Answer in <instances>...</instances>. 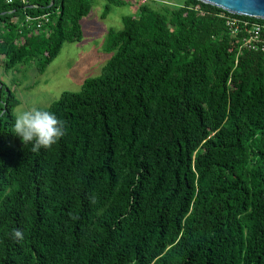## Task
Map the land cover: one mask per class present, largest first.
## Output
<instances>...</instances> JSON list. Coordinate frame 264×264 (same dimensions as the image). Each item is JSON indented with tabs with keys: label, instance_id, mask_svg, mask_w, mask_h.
I'll return each instance as SVG.
<instances>
[{
	"label": "trees",
	"instance_id": "1",
	"mask_svg": "<svg viewBox=\"0 0 264 264\" xmlns=\"http://www.w3.org/2000/svg\"><path fill=\"white\" fill-rule=\"evenodd\" d=\"M91 1L0 0L2 68L43 70ZM24 12L48 28L19 31ZM223 15L183 0L122 17L99 75L45 107L65 129L47 148L11 132L0 80V264H264V53Z\"/></svg>",
	"mask_w": 264,
	"mask_h": 264
},
{
	"label": "rangeland",
	"instance_id": "2",
	"mask_svg": "<svg viewBox=\"0 0 264 264\" xmlns=\"http://www.w3.org/2000/svg\"><path fill=\"white\" fill-rule=\"evenodd\" d=\"M183 0H148L153 9L168 5L176 7ZM145 4V3H144ZM107 13L101 17L104 6ZM140 3L134 0H92L89 11L79 20L81 36L63 42L56 56L39 71L36 60H28L5 70L0 65V80L14 93L19 103L13 113L27 107L45 108L63 91H78L83 79L99 75L102 66L112 55L107 32L119 30L121 18L135 16ZM44 31L38 33L42 34Z\"/></svg>",
	"mask_w": 264,
	"mask_h": 264
},
{
	"label": "clouds",
	"instance_id": "3",
	"mask_svg": "<svg viewBox=\"0 0 264 264\" xmlns=\"http://www.w3.org/2000/svg\"><path fill=\"white\" fill-rule=\"evenodd\" d=\"M11 132L22 144H30L35 151L56 143L65 134V129L63 121L53 112L31 106L16 113L11 123ZM11 235L16 239L22 238V232L18 228L12 229Z\"/></svg>",
	"mask_w": 264,
	"mask_h": 264
},
{
	"label": "built area",
	"instance_id": "4",
	"mask_svg": "<svg viewBox=\"0 0 264 264\" xmlns=\"http://www.w3.org/2000/svg\"><path fill=\"white\" fill-rule=\"evenodd\" d=\"M21 3H27V0H20ZM140 4L148 0H134ZM11 0H6L10 3ZM225 26L231 36L239 39V47L251 51L264 53V19L251 21L230 13L223 15ZM13 22L19 27V31L38 35L40 31H45L50 23L49 13L29 14L24 12L22 16L13 18Z\"/></svg>",
	"mask_w": 264,
	"mask_h": 264
},
{
	"label": "water",
	"instance_id": "5",
	"mask_svg": "<svg viewBox=\"0 0 264 264\" xmlns=\"http://www.w3.org/2000/svg\"><path fill=\"white\" fill-rule=\"evenodd\" d=\"M229 13L264 19V0H199Z\"/></svg>",
	"mask_w": 264,
	"mask_h": 264
}]
</instances>
